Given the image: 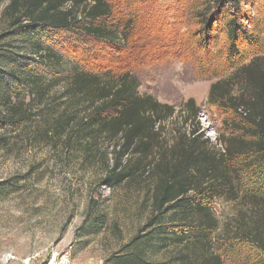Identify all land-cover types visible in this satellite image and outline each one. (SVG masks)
<instances>
[{
	"label": "trees",
	"instance_id": "trees-1",
	"mask_svg": "<svg viewBox=\"0 0 264 264\" xmlns=\"http://www.w3.org/2000/svg\"><path fill=\"white\" fill-rule=\"evenodd\" d=\"M206 1L219 10L211 19L201 15L203 49L213 45V22L221 21L222 9L230 3L233 8L221 53L226 72H233L212 86L215 100H209L233 115L224 121V140L216 139L226 149L216 152L204 139L200 108L190 99L181 108L188 133L156 157L161 126L175 109L141 95L138 77L116 64L129 33L114 22L112 1L0 0V150L32 129L82 164L105 162L110 189L136 181L149 168L157 176L147 224L104 264H227L211 243L217 228L213 202L233 195L237 175L252 185L245 195H264V43L259 46L252 34L264 28L250 22L241 5L253 0ZM249 52L255 55L246 64ZM20 182L0 181V199L18 191ZM103 226L100 203L91 199L76 237L95 235ZM235 235L237 244L228 250L240 254L249 247L256 254L252 264H264V226L241 221Z\"/></svg>",
	"mask_w": 264,
	"mask_h": 264
},
{
	"label": "rangeland",
	"instance_id": "rangeland-1",
	"mask_svg": "<svg viewBox=\"0 0 264 264\" xmlns=\"http://www.w3.org/2000/svg\"><path fill=\"white\" fill-rule=\"evenodd\" d=\"M111 1L114 22L129 33V42L116 64L138 77L141 95L175 109L174 116L161 126V148L155 151L156 157L173 147L180 135L188 133L181 108L190 99L200 108L198 125L204 139H209L216 152L223 153L226 147H220L216 139L220 136L224 140V121L233 115L230 110L224 115L218 101L210 103L215 100L210 96L212 86L220 79L228 80L233 72H226L221 55L226 52L224 24L232 17V3L222 9L221 21L213 22V45L203 49L201 15L211 19L219 10L216 4L208 6L206 0ZM241 5L250 22L255 20L264 28V0ZM4 6L0 7V31L5 26L1 18ZM243 24L250 30L249 21L244 20ZM252 34L257 44L263 45L264 31ZM105 50L100 49L97 54ZM253 52L245 56L246 64L254 57ZM236 90L231 89L233 93ZM61 148L53 147L31 129L0 150V181L21 180L18 191L0 199V255L10 253L15 257L8 264H50L53 253L66 250L70 251L73 264H104L131 241L152 215V191L157 182L152 168L136 181L110 189L104 183L108 177L105 162L85 165L78 156L65 154ZM232 181L233 195L212 204L217 228L211 243L227 264H252L256 254L249 247L240 254L228 249L237 244L238 222L264 226V195H245L244 191L252 185L238 175ZM261 190L264 192V187ZM91 199L100 203L104 226L95 235L77 238L75 232Z\"/></svg>",
	"mask_w": 264,
	"mask_h": 264
},
{
	"label": "built area",
	"instance_id": "built-area-1",
	"mask_svg": "<svg viewBox=\"0 0 264 264\" xmlns=\"http://www.w3.org/2000/svg\"><path fill=\"white\" fill-rule=\"evenodd\" d=\"M15 257L10 253H5L0 255V264H8ZM50 264H73L71 253L69 250L63 253H53L50 258Z\"/></svg>",
	"mask_w": 264,
	"mask_h": 264
}]
</instances>
